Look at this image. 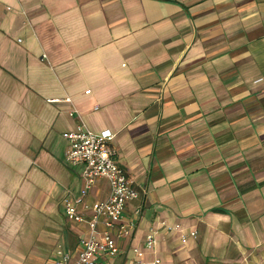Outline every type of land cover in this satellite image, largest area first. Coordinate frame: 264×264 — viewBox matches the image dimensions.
Returning a JSON list of instances; mask_svg holds the SVG:
<instances>
[{"label":"crops","instance_id":"1","mask_svg":"<svg viewBox=\"0 0 264 264\" xmlns=\"http://www.w3.org/2000/svg\"><path fill=\"white\" fill-rule=\"evenodd\" d=\"M26 101L28 111L0 105V150L17 167L0 178V264L79 260L91 231L64 200L80 194L84 168L67 163L63 135L82 123L115 136L140 194L106 264H135L136 249L147 264H264V0H0V103ZM110 191L101 180L87 202ZM22 196L40 213L57 203L66 224L9 261L18 223L6 216ZM190 231L198 238L184 241Z\"/></svg>","mask_w":264,"mask_h":264},{"label":"built area","instance_id":"2","mask_svg":"<svg viewBox=\"0 0 264 264\" xmlns=\"http://www.w3.org/2000/svg\"><path fill=\"white\" fill-rule=\"evenodd\" d=\"M90 93L91 91H87V94ZM75 113L76 110L71 116ZM63 137L69 143L67 163L72 167L84 168V185L80 194L73 200H64L66 215L68 220L75 224L88 222L91 231L90 239L82 241V253L74 264H106L105 258L116 257L119 253V246L112 231L120 228L121 232H125L123 219L126 207L139 198V190L116 160V153L112 147L115 136L111 132L95 134L82 123L75 131L65 133ZM101 180L108 181L110 185L109 199L104 202L88 203L91 190ZM87 212L91 213L89 221ZM100 226L104 227L103 232L99 231ZM162 226L168 231H182L181 225L171 227L163 222ZM189 237L197 239L198 232H188L183 236V240L187 241ZM146 247L149 250L156 248V240L153 236L148 237ZM134 252L135 264H147L145 252L138 249ZM58 264H70L69 257H64ZM152 264H163V262L156 258Z\"/></svg>","mask_w":264,"mask_h":264},{"label":"rangeland","instance_id":"3","mask_svg":"<svg viewBox=\"0 0 264 264\" xmlns=\"http://www.w3.org/2000/svg\"><path fill=\"white\" fill-rule=\"evenodd\" d=\"M20 106L21 111H28L30 103L29 102H22V103H0L3 106V109L8 110H20L18 107ZM23 122H26L25 125L29 126L31 118H26L24 120L21 119ZM64 129L56 128L54 130V137H58L61 141V145L66 147V142L62 139ZM10 151H3L0 150V178L1 179H9L8 177L14 174L13 170L16 169V165H12L16 160L11 159ZM58 159L61 160L62 163L65 161L64 153L60 152L57 155ZM31 177L27 179L26 187L32 183L30 181ZM10 180V179H9ZM8 181L1 182V185L9 190L11 183ZM9 182V183H7ZM35 193L33 194V196ZM26 197L22 196V199L18 197L16 200L15 208L13 213H7L6 218L9 216L17 217V228L13 230H9L6 245L5 247L7 260H18V257L22 258V256H28L33 251L37 252L39 248L42 246L44 242H53L49 238V227H51L52 222H55L60 225L66 224V218L63 212V209L56 203L54 205L57 208V212L55 215H51L48 211H43V213L39 212L40 208H37L35 205L32 204L33 197L30 200H25ZM17 205V206H16ZM9 255H8V254Z\"/></svg>","mask_w":264,"mask_h":264}]
</instances>
